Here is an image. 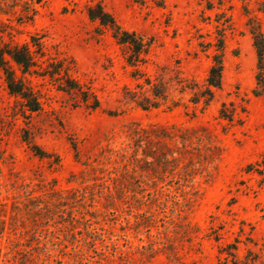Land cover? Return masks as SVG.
Wrapping results in <instances>:
<instances>
[{"label": "rangeland", "instance_id": "obj_1", "mask_svg": "<svg viewBox=\"0 0 264 264\" xmlns=\"http://www.w3.org/2000/svg\"><path fill=\"white\" fill-rule=\"evenodd\" d=\"M99 1L153 40L145 62L130 65L90 20ZM250 18L264 33V0H0V39L41 37L100 101L92 109L33 75L42 107L24 113L0 70V264H264V103L253 93ZM220 19L231 22L223 87L194 104L181 86L205 83L214 49L200 42L215 40ZM153 85L167 96L144 110L134 99H153ZM223 104L233 121L220 117ZM142 129L148 139L136 141Z\"/></svg>", "mask_w": 264, "mask_h": 264}, {"label": "trees", "instance_id": "obj_2", "mask_svg": "<svg viewBox=\"0 0 264 264\" xmlns=\"http://www.w3.org/2000/svg\"><path fill=\"white\" fill-rule=\"evenodd\" d=\"M42 0H36L40 3ZM213 6H208L211 9ZM87 15L92 22H96L99 26L107 28L111 31L117 43L128 50L129 54L126 56L127 62L136 66L139 63L145 62V54H147L153 43L152 39H147L136 31H131L124 28L103 5L102 1L89 4L87 7ZM217 34L213 42L205 44L200 42V45L206 50L208 47H213L214 52L211 54V65L205 79L203 86L198 83L182 84L181 91H192L190 101L198 104L203 101L205 106L209 105L215 98L216 90L222 89L224 83V69H225V47H226V31L231 27L229 19L222 22L217 20ZM247 25L253 38V45L257 54L256 67V84L253 93L256 96L263 98L264 103V33L260 25L254 22L253 18L248 20ZM0 70L3 74L7 89L9 93L15 96L22 104L24 113L38 112L41 110L42 103L39 92L32 84L31 76L48 77L51 81L57 84L58 89L67 93H76L82 95V101L92 109L100 107L99 99L88 90H84L79 81L73 77L72 62L67 59L52 58L48 55L46 46L42 38L33 35L29 41L23 43L4 42L0 39ZM151 81L148 80V84ZM153 99L143 98L134 99L139 107L144 110L159 107L158 98H166L165 92L153 85L151 88ZM92 99V100H91ZM221 118L233 121L234 112L228 110L226 104H223L219 110ZM142 134L136 136V141H143L148 139V130L142 129ZM160 138L173 139L167 129L161 131ZM33 151L41 156L46 157L48 152L42 150L39 145L28 141ZM174 160L176 158H173ZM170 161L166 156L164 162ZM262 174V172L259 171Z\"/></svg>", "mask_w": 264, "mask_h": 264}]
</instances>
